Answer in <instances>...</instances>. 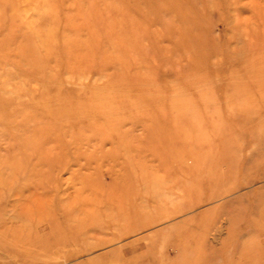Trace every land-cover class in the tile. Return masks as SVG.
<instances>
[{"label": "rangeland", "instance_id": "rangeland-1", "mask_svg": "<svg viewBox=\"0 0 264 264\" xmlns=\"http://www.w3.org/2000/svg\"><path fill=\"white\" fill-rule=\"evenodd\" d=\"M153 1L0 0V264H264V4Z\"/></svg>", "mask_w": 264, "mask_h": 264}, {"label": "bare ground", "instance_id": "bare-ground-1", "mask_svg": "<svg viewBox=\"0 0 264 264\" xmlns=\"http://www.w3.org/2000/svg\"><path fill=\"white\" fill-rule=\"evenodd\" d=\"M155 1L156 0H154L153 3ZM250 1H251V4L252 3H258V0H250ZM262 2L264 4V0H262ZM81 108H82V106H79V111L80 112H81ZM90 108H91L90 110L84 111L83 114H80V112H79V129L82 132L88 130L89 134H90V138H91V136L94 135L95 129L99 130L100 133H102L104 135V141H102L101 146H103V144L105 142L112 143L113 140H112V138L110 136L112 129H110V127L112 128L114 121L112 119H110V117H108V118L107 117H103V116H105V114L102 113V111H101V109H102L101 104H97L95 107H90ZM80 121H83L85 124L82 125V123H80ZM123 123L124 122H122V125H124ZM131 128L134 129V126L132 125ZM84 143L88 145L89 144V139H86ZM84 182L87 183V180H84ZM100 183H104V182L101 180Z\"/></svg>", "mask_w": 264, "mask_h": 264}]
</instances>
